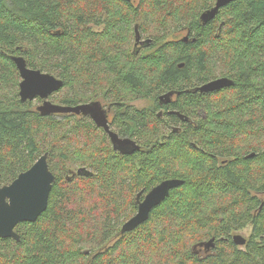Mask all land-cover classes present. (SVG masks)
I'll use <instances>...</instances> for the list:
<instances>
[{
	"label": "trees",
	"instance_id": "trees-1",
	"mask_svg": "<svg viewBox=\"0 0 264 264\" xmlns=\"http://www.w3.org/2000/svg\"><path fill=\"white\" fill-rule=\"evenodd\" d=\"M132 1L0 0V185L44 152L55 176L46 209L15 226L20 240L0 238V264H264V198L254 195L264 192V180L255 185L264 144L253 143L264 138V0L224 6L219 35L190 17L206 1ZM120 6L143 15L112 17ZM135 23L151 34L146 55L127 52ZM183 30L195 36L184 42ZM12 55L63 81L55 103H113L114 130L139 149L121 154L88 117L42 115L22 102ZM125 59H135L130 69ZM216 72L233 84L192 91ZM171 90L180 93L160 106ZM127 98L151 105L135 108ZM81 167L91 175L76 174ZM170 178L183 183L121 233L137 193ZM248 225L250 237L235 245L234 231ZM211 237L209 253H193Z\"/></svg>",
	"mask_w": 264,
	"mask_h": 264
},
{
	"label": "water",
	"instance_id": "water-1",
	"mask_svg": "<svg viewBox=\"0 0 264 264\" xmlns=\"http://www.w3.org/2000/svg\"><path fill=\"white\" fill-rule=\"evenodd\" d=\"M232 1L234 0H216L213 7L204 10L200 14L201 23L206 24L213 20L219 9ZM138 38L139 36H136L134 54L137 53L136 42H138ZM188 39L187 33L181 40L186 42ZM150 42L151 39L148 38L142 44L148 46ZM11 60L20 76L18 95L22 102L40 98L43 102L40 106H37V111L42 115L81 113L89 115L96 125L102 126L107 130L103 112L98 109V104L88 103L72 106L51 102L48 98L63 87V81L51 73L28 67L25 58L21 55H12ZM180 66H182V63ZM232 84L233 80L221 77L197 86L195 91L207 93L231 86ZM179 93V91L171 90L161 94L158 98L159 104H169L172 96L174 94L179 95ZM170 113L176 114L182 121L191 122V119L183 113L174 110L170 111ZM108 134L113 144V149L121 154H131L139 149L135 141L131 139H121L110 131H108ZM252 155L253 153L250 154V156ZM47 159L48 153L44 152L27 170L20 172L9 184L0 185V238H12L15 241H19L20 236L15 232V226L23 221L34 222L46 209L49 194L55 182V176L49 169ZM76 174L88 176L91 175V172L85 167H81L76 171ZM182 183L183 180L179 178L162 180L145 193L141 199L140 196L143 191H139L136 195L137 211L123 223L120 230L121 233L131 232L140 224L147 221L151 211L167 198L172 189L180 186ZM232 240L237 246H243L246 243V238L239 233L234 234ZM214 247L215 237H211L195 244L193 246V253L201 251L208 253Z\"/></svg>",
	"mask_w": 264,
	"mask_h": 264
},
{
	"label": "flooded vegetation",
	"instance_id": "flooded-vegetation-1",
	"mask_svg": "<svg viewBox=\"0 0 264 264\" xmlns=\"http://www.w3.org/2000/svg\"><path fill=\"white\" fill-rule=\"evenodd\" d=\"M214 2L211 4V5H208L206 8H204L200 13H199V15L197 16V21H199V23L201 24V25H204V26H206V25H208V24H211V27L213 28V26H212V23H213V21L218 17V15H219V13H220V11L222 10V8H224V7H222L221 9H219V12L217 13V15L215 16V18L213 19V20H211V21H209L208 23H206V24H203V23H201V21H200V14L204 11V10H206V9H209V8H211V7H213L214 5H215V2H216V0H213ZM132 4H133V6H137L138 5V1L137 0H134V1H132ZM223 23H224V21H222V20H220V21H218V23H217V26L215 27V33H216V31H217V33H218V35H219V32L221 31V29L219 28L220 26L222 27L223 26ZM135 27H136V29H135ZM214 29V28H213ZM137 30V31H136ZM220 30V31H219ZM189 30H183V31H181V33L178 35V36H186L187 35V33H188V36H195V34H194V30H192V32H188ZM131 33H129L128 34V36L130 35ZM194 34V35H193ZM131 36L133 37V47H132V49H131V52H133V50H134V47H135V41H136V36H139V38H138V42H136V51H137V53H136V55H138V54H140L141 53V55L140 56H142V55H146V49H147V47L148 46H145V45H143L142 44V42H144L146 39H148V37H143V36H146V35H144V31H143V29L142 28H140L139 27V25H138V23H135L134 25H133V29H132V34H131ZM130 36V37H131ZM169 36H171V35H169ZM221 77H227V78H229V79H231V80H233L231 77H228V76H226V75H220V73L219 72H216V74L213 76V77H211V79L210 80H213V79H217V78H221ZM195 88L196 87H194L193 89H192V91L193 92H195ZM225 88V87H224ZM223 89V88H222ZM219 90H221V89H219ZM219 90H216V91H219ZM59 91H57V92H55V93H58ZM212 92H214V91H212ZM53 95V94H52ZM160 96V95H159ZM177 95H173L172 96V100H171V102H173L174 100H175V97H176ZM159 98V97H158ZM35 99H37V98H35ZM34 99V100H35ZM39 100H40V103L37 105V106H40L41 104H42V102H43V100H41L40 98H38ZM33 101V100H32ZM158 101H159V99H158ZM170 102V103H171ZM88 103H96V104H98V109L99 110H101L102 112H103V115H104V118H105V121H106V126H107V130L108 131H110V132H113V133H115L119 138H121V139H125V138H128V137H122V136H120L115 130H114V128H113V124H114V115H115V108L113 107V103H111V102H106V101H102V100H97V99H95V100H91V101H87V102H81V103H78V104H76V105H83V104H88ZM169 103V104H170ZM58 104V103H57ZM119 104H120V102H119ZM60 105H64V104H60ZM166 104H160V106H165ZM73 106V105H72ZM162 109L163 108H165V113H167V109H166V107H161ZM162 109L161 110H159V113H158V115H162L163 114V111H162ZM61 114H68V115H77V116H82V117H88L90 120H92V118L89 116V115H83V114H74V113H55V114H51V115H56V116H59V115H61ZM93 121V120H92ZM105 121H104V127H105ZM93 123H94V125L97 127V128H99V129H101V130H103V133L106 135V138H108V141L110 142V144L112 145V148H113V144L111 143V139H110V136H109V134H108V131L107 130H105V128H103L102 126H98V125H96V123L93 121ZM128 139H130V138H128ZM132 140V139H131ZM139 147V146H138ZM118 152V151H117ZM253 153V155L256 153V152H251V154ZM252 155V156H253ZM251 156V157H252ZM259 189H257V190H255L254 192V195H256V196H258V197H260L261 199L262 198H264V192L263 191H258ZM212 250V249H211ZM210 250V251H211ZM201 252H203V251H201ZM200 253V252H199ZM203 253H205V252H203ZM209 253V252H208Z\"/></svg>",
	"mask_w": 264,
	"mask_h": 264
},
{
	"label": "rangeland",
	"instance_id": "rangeland-1",
	"mask_svg": "<svg viewBox=\"0 0 264 264\" xmlns=\"http://www.w3.org/2000/svg\"><path fill=\"white\" fill-rule=\"evenodd\" d=\"M204 1H206L205 2V4H212L214 1L213 0H203L202 2H204ZM202 4V3H201ZM200 7H201V5H200ZM200 7H197L196 9H194V11H193V14L190 16V17H194V18H197V16L199 15V13L202 11L201 9H200ZM122 9H124V7H122V6H120V8L119 7H117V8H114V9H112V12H111V15H112V17H116V15L115 14H117V13H120L121 12V10ZM222 11V10H221ZM221 11H220V13H219V15H218V17L213 21V23H212V26H213V28H215L216 26H217V23H218V21H220V20H222V21H224L225 22V18H227V15H228V13H226V14H224L225 12H222L221 13ZM125 12H130L131 14H133V15H143V11H141L140 13L139 12H137L136 14H134L133 13V11H127V10H125L124 12H121L120 14L122 15L123 13H125ZM198 12V13H197ZM133 25V24H132ZM132 25H131V34H132ZM142 29H143V31H144V35H146V36H143V37H149V36H151V34L147 31V26H144V27H142ZM215 31V30H214ZM131 34L129 35V36H131ZM132 47H133V37L131 36L130 38H129V43H128V51L127 52H129L130 54H131V49H132ZM141 55V53L139 54V56ZM138 60V59H137ZM125 62H127V63H129V64H127V65H124V66H126L127 68L126 69H130V65L131 64H134L135 63V59H125ZM136 66V65H135ZM138 68V67H137ZM141 71H143V70H141ZM93 84V82H91L90 84L89 83H87V86L88 87H91V86H93L92 85ZM19 89V88H18ZM60 94H61V91L60 92H58V93H54L53 95H51L48 99L51 101V102H53V103H55L54 102V100H56L57 98H58V96H60ZM126 101H127V104H129V105H131V106H134L135 108H144V107H148V106H150L151 105V102L148 100V99H133V100H128V98L126 99ZM40 103V100L37 98V99H35V100H33V102H32V106H37L38 104ZM260 141H254L253 143H254V145L255 144H257V143H262V144H264V138H260L259 139ZM264 150V145H263V148H262V151ZM263 155V154H262ZM257 163H259L260 164V161H256L255 162V164H257ZM263 180H264V175H263V171H258V173L256 174V176H255V185L257 184V186H259L262 182H263ZM259 184V185H258ZM251 229V227L248 225V226H246L245 228H242V229H239V230H236V231H234L235 233H239V234H241L243 237H245L246 239H248L249 237H250V230ZM234 233V234H235ZM208 239V238H207ZM206 238H205V240H207ZM8 247H12V246H8ZM2 251H11V249L10 248H7L6 246H3L2 247V249H1V252Z\"/></svg>",
	"mask_w": 264,
	"mask_h": 264
}]
</instances>
